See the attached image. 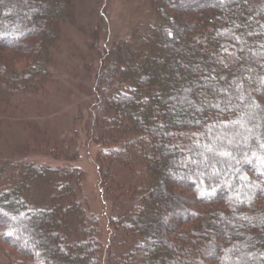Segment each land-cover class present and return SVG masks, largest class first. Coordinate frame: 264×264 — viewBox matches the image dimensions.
<instances>
[{"label":"trees","instance_id":"trees-1","mask_svg":"<svg viewBox=\"0 0 264 264\" xmlns=\"http://www.w3.org/2000/svg\"><path fill=\"white\" fill-rule=\"evenodd\" d=\"M147 6L100 45L102 0H0V264H264V0ZM66 68L93 78L83 137L19 107ZM78 141L115 210L107 256Z\"/></svg>","mask_w":264,"mask_h":264},{"label":"rangeland","instance_id":"rangeland-1","mask_svg":"<svg viewBox=\"0 0 264 264\" xmlns=\"http://www.w3.org/2000/svg\"><path fill=\"white\" fill-rule=\"evenodd\" d=\"M102 5L107 9V23L100 22L102 23V28L99 34L100 45L107 42L106 37L115 39L123 38L135 21L143 19L150 12L147 6V0H102ZM86 9L89 10L88 2L87 8H85L84 11H86ZM97 16L100 19L101 16ZM73 31L77 34L81 33V30H77V28L76 30L71 29L69 33H72ZM82 32L81 35L84 36L85 31ZM68 39L71 41V38L68 37ZM67 49V51H69V53H67L69 57L73 58V60L79 61L81 58V51L75 52L74 50L72 53L70 47ZM65 51L66 46L64 45L63 52ZM72 70L74 69L66 68L61 74H58L57 77L55 76L56 79L52 84L50 83L48 88H45L46 95L33 96L32 94L26 95L25 93L22 100L26 102L30 100V102L19 104L22 115L26 116L27 119L29 118L30 120L36 121L38 126L45 124L48 128H57L59 131L58 135L60 134L63 138L67 136L69 137L70 132L73 134L75 131H78V137H83L82 135H84V132L80 133V129L76 130L74 125L80 127L82 124L83 115L81 114H83L86 107H88L87 104L90 97L89 89L87 88H91L93 85V78L90 81H84L85 79H83V77L77 76L78 73H75L76 71L72 72ZM22 104L23 106H21ZM22 126L17 129L18 132H21ZM16 141V144H21L24 142V139L17 138ZM77 149L76 162L82 168L84 174L82 190L85 197V206L89 213L96 216L100 225L103 226L102 230L105 237L103 240V253L107 256L109 250H116L118 245L112 239L113 229L110 227L108 217L109 214L115 210L112 208L110 199H106L101 193L99 182L100 175L98 164L95 159L96 145L92 142L78 141ZM217 151H219V148ZM34 153L42 152L31 151L22 156V158L29 155V157L38 158L40 160L50 159L53 163H57L59 159L58 157H49L50 154L43 153L44 155L41 156L35 155ZM14 156L16 155L14 154ZM164 184L166 188H168V181ZM32 188L34 190V196L32 195V197L38 201H43L47 193V185L40 182L33 185ZM29 197H31V194H29ZM163 198L165 197H161L160 201H162ZM129 242L130 244L123 247L122 249L124 250L122 251L127 250L133 244L131 240Z\"/></svg>","mask_w":264,"mask_h":264}]
</instances>
